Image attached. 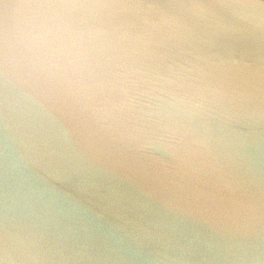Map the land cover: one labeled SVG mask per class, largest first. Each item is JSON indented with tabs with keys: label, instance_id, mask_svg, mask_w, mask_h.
<instances>
[{
	"label": "water",
	"instance_id": "1",
	"mask_svg": "<svg viewBox=\"0 0 264 264\" xmlns=\"http://www.w3.org/2000/svg\"><path fill=\"white\" fill-rule=\"evenodd\" d=\"M0 264H264V0H0Z\"/></svg>",
	"mask_w": 264,
	"mask_h": 264
}]
</instances>
